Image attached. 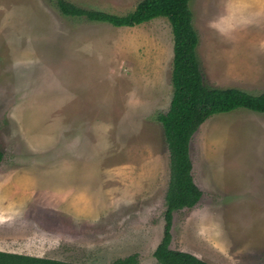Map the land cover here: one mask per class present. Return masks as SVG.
<instances>
[{
    "label": "rangeland",
    "instance_id": "rangeland-1",
    "mask_svg": "<svg viewBox=\"0 0 264 264\" xmlns=\"http://www.w3.org/2000/svg\"><path fill=\"white\" fill-rule=\"evenodd\" d=\"M124 14L140 0H69ZM204 82L264 92V0H190ZM168 18L133 27L0 0V250L63 264H160L173 98ZM203 192L170 247L264 264V112L214 114L190 143Z\"/></svg>",
    "mask_w": 264,
    "mask_h": 264
},
{
    "label": "trees",
    "instance_id": "trees-1",
    "mask_svg": "<svg viewBox=\"0 0 264 264\" xmlns=\"http://www.w3.org/2000/svg\"><path fill=\"white\" fill-rule=\"evenodd\" d=\"M65 15L107 22L116 27H133L157 17H166L174 36L173 98L167 112L158 115L170 151V180L166 192L165 226L154 256L160 264H210L189 252L170 247L174 212L194 207L203 196L192 174L190 143L198 128L211 116L245 108L264 112V92L253 94L237 87L208 86L203 79L197 55L198 34L193 26L190 0H140L124 14L79 6L69 0H56ZM4 152L0 148V163ZM134 256L119 262L128 264ZM0 263L63 264L34 256L0 250Z\"/></svg>",
    "mask_w": 264,
    "mask_h": 264
},
{
    "label": "water",
    "instance_id": "water-1",
    "mask_svg": "<svg viewBox=\"0 0 264 264\" xmlns=\"http://www.w3.org/2000/svg\"><path fill=\"white\" fill-rule=\"evenodd\" d=\"M0 264H14V263H0Z\"/></svg>",
    "mask_w": 264,
    "mask_h": 264
}]
</instances>
